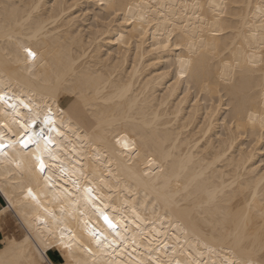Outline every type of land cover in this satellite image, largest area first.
<instances>
[{
    "label": "bare ground",
    "instance_id": "6f19581e",
    "mask_svg": "<svg viewBox=\"0 0 264 264\" xmlns=\"http://www.w3.org/2000/svg\"><path fill=\"white\" fill-rule=\"evenodd\" d=\"M0 96V264H264V0H0Z\"/></svg>",
    "mask_w": 264,
    "mask_h": 264
},
{
    "label": "snow or ice",
    "instance_id": "6c2138e0",
    "mask_svg": "<svg viewBox=\"0 0 264 264\" xmlns=\"http://www.w3.org/2000/svg\"><path fill=\"white\" fill-rule=\"evenodd\" d=\"M29 56L35 57L36 53L33 52L31 49H26L25 50ZM4 99L3 96H0V100ZM25 107H27V105H25ZM33 124H35V118L32 119L31 121ZM46 123H51L50 120H46ZM44 136V130L41 129V138H43ZM48 143H52V141L49 139L47 141ZM20 143H23L25 147H27L28 144H32V143H36V141H34L32 139V137L30 135L26 136L24 140L20 141ZM0 147H3V145H0ZM37 161H38V166L41 172H43L46 168V165L44 163V160L41 156H37L36 157ZM89 191H91V189H89ZM29 194L31 195V189H29ZM104 220L105 222L108 224V226L112 229L116 228V225L112 222V220L107 216L104 215ZM49 257L50 259H48L45 264H62V261L59 258V254L56 252L55 248L53 247V249L49 252Z\"/></svg>",
    "mask_w": 264,
    "mask_h": 264
},
{
    "label": "rangeland",
    "instance_id": "374dc122",
    "mask_svg": "<svg viewBox=\"0 0 264 264\" xmlns=\"http://www.w3.org/2000/svg\"><path fill=\"white\" fill-rule=\"evenodd\" d=\"M0 203H5L4 202V199H3V197L1 196V194H0ZM13 224V223H12ZM11 223L9 224V227L8 226H6V228L4 229V230H2L0 233H3V232H7V233H12V232H15L16 234H20V231L21 230H19L18 229V227L15 225V224H13L12 225ZM13 227V228H12ZM12 230V231H11ZM1 243V242H0ZM65 264H69V263H65Z\"/></svg>",
    "mask_w": 264,
    "mask_h": 264
},
{
    "label": "crops",
    "instance_id": "0c3cea01",
    "mask_svg": "<svg viewBox=\"0 0 264 264\" xmlns=\"http://www.w3.org/2000/svg\"><path fill=\"white\" fill-rule=\"evenodd\" d=\"M65 263H68V262H65ZM65 263H64V264H65Z\"/></svg>",
    "mask_w": 264,
    "mask_h": 264
}]
</instances>
